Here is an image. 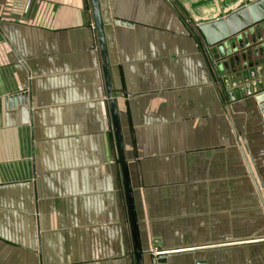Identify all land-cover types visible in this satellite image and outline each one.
<instances>
[{
	"label": "crops",
	"instance_id": "0c3cea01",
	"mask_svg": "<svg viewBox=\"0 0 264 264\" xmlns=\"http://www.w3.org/2000/svg\"><path fill=\"white\" fill-rule=\"evenodd\" d=\"M26 1L0 0V264H135L91 0ZM209 1L98 0L143 264H264V120Z\"/></svg>",
	"mask_w": 264,
	"mask_h": 264
},
{
	"label": "water",
	"instance_id": "95a60500",
	"mask_svg": "<svg viewBox=\"0 0 264 264\" xmlns=\"http://www.w3.org/2000/svg\"><path fill=\"white\" fill-rule=\"evenodd\" d=\"M174 2H181V5L188 9L189 0H173ZM228 0H212L216 10L219 11V6L222 5L224 15L218 17L217 13H210L204 16L203 23H200L196 29L203 38L206 48L216 47L217 55L220 59H224L228 54H232L229 57V62H239L236 66L238 72H249L248 77L244 81L239 82L236 86V90H239L243 96L252 95L258 104V109L264 120V89H260V86L264 84V65H260L264 60V44L254 48V44L262 42L264 34L261 35L260 27L264 23V0H233L230 4ZM92 12L94 16L95 29L98 36V42L102 58V70L106 85V94L110 107L111 124L113 135L115 139L116 155L118 165L121 171L122 186L124 193V201L127 212V219L129 222V229L132 241L133 256L135 264H143L144 253L142 251L138 222L136 212L134 208L132 189L130 185V178L127 168L126 159L124 156L122 135L119 124V117L117 107L115 105V99L112 97V90L110 84V77L108 73V61L106 53L103 49L104 38L102 32V24L100 20V11L98 6V0H91ZM254 28L257 30L254 38H251V42L248 38L242 39L237 44L232 43L228 47L227 42L231 38H237L246 30ZM253 44V45H252ZM250 46H253L250 49ZM248 48L244 52L239 53L241 49ZM250 49V50H249ZM247 60L250 61L247 63ZM242 63V64H241ZM241 64V65H240ZM222 64H218L221 67ZM235 67L234 65H232ZM253 69V71H250ZM230 88V85H227ZM18 98H14V100ZM166 256L164 254H157L155 261L157 264H165ZM199 264V263H197Z\"/></svg>",
	"mask_w": 264,
	"mask_h": 264
},
{
	"label": "built area",
	"instance_id": "2783aa9c",
	"mask_svg": "<svg viewBox=\"0 0 264 264\" xmlns=\"http://www.w3.org/2000/svg\"><path fill=\"white\" fill-rule=\"evenodd\" d=\"M29 5H30V0H27L26 3H25V5H24V7H23L22 13H26V12L28 11V9H29ZM20 90H22V89H20ZM21 92H22V91H21ZM152 253H153L154 256H156L157 254H159V253L156 251V249H153V250H152Z\"/></svg>",
	"mask_w": 264,
	"mask_h": 264
}]
</instances>
